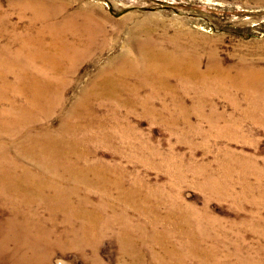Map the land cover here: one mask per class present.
<instances>
[{
	"label": "rangeland",
	"instance_id": "374dc122",
	"mask_svg": "<svg viewBox=\"0 0 264 264\" xmlns=\"http://www.w3.org/2000/svg\"><path fill=\"white\" fill-rule=\"evenodd\" d=\"M28 1L0 0V50L7 48L0 61L22 49L33 18ZM39 2L58 21L75 18L77 29L100 30L93 52L60 64L71 74L49 75L55 85L64 81V107L46 106L36 117L53 133L70 126L80 141L75 152L109 179L103 219L111 221V232L92 241L96 248L72 249L54 232L70 228L63 217L57 214L52 226L40 211L44 229L54 233L50 260L41 264H264V91L239 85V79L264 83V0ZM41 41L47 49L50 36ZM27 50L24 56L33 52ZM145 52L198 66L202 78L189 80L185 72L161 79L155 70L145 77L135 72ZM105 77L126 88L117 83L118 92L102 96ZM99 190L94 206L102 202ZM15 217L25 220L0 201V264L22 263L23 256L13 255L20 238L4 246ZM73 225L81 229L80 220Z\"/></svg>",
	"mask_w": 264,
	"mask_h": 264
},
{
	"label": "bare ground",
	"instance_id": "6f19581e",
	"mask_svg": "<svg viewBox=\"0 0 264 264\" xmlns=\"http://www.w3.org/2000/svg\"><path fill=\"white\" fill-rule=\"evenodd\" d=\"M25 7L32 12L33 18L26 36H21L22 49L19 48L15 56L10 55V52L8 59L0 61V201L6 202L25 216L21 223L18 222V217L8 223L3 238L4 246L14 243V236L18 237L22 242L15 247L13 255L23 256L21 264H41L50 260L49 241L54 233L44 229L45 225L38 216L40 211L50 215L48 219L52 226H56L59 219L57 214L63 217L70 228L59 235L58 231L54 232L59 244L67 243L72 249L96 248L92 241H98L105 233L111 232V221L103 219L109 179L94 165L85 162V154L75 152L80 141L74 137L70 126L65 125L53 133L49 128L39 127L36 117V113L44 111L46 106L56 104L64 107V95L61 92L64 81L55 85L49 75L71 74L69 66L65 69L61 65L65 61L72 65L80 56L93 52L100 30H94L84 22L81 26L78 24L77 29L75 18L58 21L59 15L39 0L31 3L28 1ZM37 24H40V29L33 38L32 33ZM75 29L77 30L74 31ZM44 33L51 39L47 49L41 47V36ZM70 38L74 40L73 43L69 42ZM26 47L33 49L28 56H24L23 52ZM6 51L7 48H2L0 55ZM145 53L140 54L135 66L140 69L135 72H140L145 77H150L151 70H155L161 79H165L170 73L182 77L185 72L189 80L193 77L202 78L199 71L195 70L198 66L192 68L168 54ZM8 72L11 77L15 76L14 84L7 80ZM34 72H41L40 76ZM239 81V85H244L248 91L259 94L264 91L261 80L260 83L253 81L252 85H248V80ZM117 83L122 90L126 88L127 82H117L113 77H105L99 83L102 96L108 97L113 92H118L119 90H115ZM93 87L85 93L84 98L94 94ZM19 98L24 101L20 102ZM83 104L84 100L78 102L69 113L72 119L77 118L78 105ZM99 189L103 190L102 202L94 206L91 196L95 190L100 192ZM78 220L81 222L79 231L73 225ZM0 242L3 245L2 240ZM45 247L49 248V252L43 254ZM93 251L96 252L94 249Z\"/></svg>",
	"mask_w": 264,
	"mask_h": 264
}]
</instances>
